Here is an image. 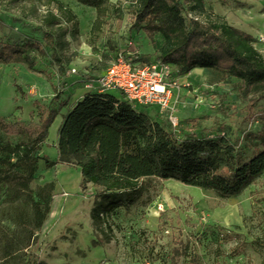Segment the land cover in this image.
<instances>
[{
    "label": "rangeland",
    "instance_id": "1",
    "mask_svg": "<svg viewBox=\"0 0 264 264\" xmlns=\"http://www.w3.org/2000/svg\"><path fill=\"white\" fill-rule=\"evenodd\" d=\"M56 1L72 12L69 20L61 19L62 30L56 33L60 61L52 58L40 23L47 9L58 11ZM181 1L188 27L192 18L227 21L253 35L264 54V0H202L203 8L196 9L194 0ZM138 3L109 0L98 17L95 7L78 0H0V42L34 38L47 50L45 55L31 50L34 69L23 54L0 62V117L38 124L49 107L84 96L86 78L97 79L117 51L135 50L142 62L159 57L166 37L157 32L152 41L133 25ZM180 74L186 86L177 127L154 106L140 108L180 133L225 135L249 155L264 149V83L245 95L240 78L214 68L182 67ZM66 109L36 151L38 168L30 184H12L0 175V264H171L181 242L189 243V251L200 254L204 264H264V172L234 197L173 178H153L138 203L118 208L103 223L104 230L96 229L91 217L96 187L89 183L84 188L80 167L58 160V128ZM26 137L21 133L5 141L16 144ZM47 159L54 164L48 166ZM31 197L45 213L41 225ZM236 247L238 254L233 253ZM189 259L183 256L178 263L190 264Z\"/></svg>",
    "mask_w": 264,
    "mask_h": 264
},
{
    "label": "trees",
    "instance_id": "2",
    "mask_svg": "<svg viewBox=\"0 0 264 264\" xmlns=\"http://www.w3.org/2000/svg\"><path fill=\"white\" fill-rule=\"evenodd\" d=\"M78 1L95 7L98 17L105 14L109 3V0ZM56 2L58 11L47 9L40 23L45 44L53 49L52 58L60 61L56 33L62 30L61 19L72 12L64 9L61 1ZM194 2L192 9L203 8L202 0ZM183 8L181 0H139L134 8V26H141L152 41L157 32L166 37V47L157 58L176 64L179 71L182 67L214 68L238 77L245 95L255 85L264 83V54L255 46L253 35L224 20L204 22L192 18L188 27ZM31 50L47 53L45 45L34 38L0 42V62L9 63L23 54L28 67L34 69L36 60ZM64 80L65 74L60 87ZM67 104L64 99L57 107H49L36 125L0 117L1 176L12 184L26 187L30 184L38 168L36 151ZM21 133L26 134L25 140L16 144L5 141ZM57 148L60 162L80 167L81 185L85 188L92 183L96 187L91 211L96 229H103L107 217L118 208L138 203L153 178H173L214 190L221 197H234L264 172V149L249 155L247 148L225 135L197 137L180 133L152 118L122 94L110 91L89 90L84 94L64 116ZM46 164L51 166L54 162L47 159ZM31 199L36 222L41 225L45 213L39 202ZM189 250V243L181 242L173 249L171 264H179L183 256L190 258V264H204L200 254ZM239 251L240 247H236L233 253Z\"/></svg>",
    "mask_w": 264,
    "mask_h": 264
},
{
    "label": "built area",
    "instance_id": "3",
    "mask_svg": "<svg viewBox=\"0 0 264 264\" xmlns=\"http://www.w3.org/2000/svg\"><path fill=\"white\" fill-rule=\"evenodd\" d=\"M73 73H78L76 68ZM176 64L156 58L139 60L137 51H117L108 67L97 79L86 78L89 90L117 91L137 107L152 105L177 127L181 90L185 87Z\"/></svg>",
    "mask_w": 264,
    "mask_h": 264
},
{
    "label": "crops",
    "instance_id": "4",
    "mask_svg": "<svg viewBox=\"0 0 264 264\" xmlns=\"http://www.w3.org/2000/svg\"><path fill=\"white\" fill-rule=\"evenodd\" d=\"M196 68V67H195ZM83 96H81V98H82ZM81 98H79V99H77V100H74V101H71V102H68V104H67V109H66V112L62 115V117H61V120H60V124H59V128H60V126H61V124H62V122H63V119H64V116L74 107V105L81 99ZM59 128H58V130H59Z\"/></svg>",
    "mask_w": 264,
    "mask_h": 264
},
{
    "label": "bare ground",
    "instance_id": "5",
    "mask_svg": "<svg viewBox=\"0 0 264 264\" xmlns=\"http://www.w3.org/2000/svg\"><path fill=\"white\" fill-rule=\"evenodd\" d=\"M196 68H201V69H203V67H196Z\"/></svg>",
    "mask_w": 264,
    "mask_h": 264
}]
</instances>
